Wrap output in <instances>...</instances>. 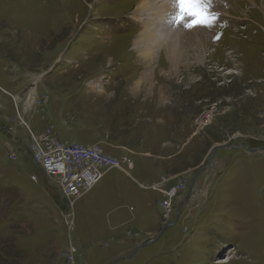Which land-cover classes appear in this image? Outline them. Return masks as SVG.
I'll return each instance as SVG.
<instances>
[{"label": "rangeland", "instance_id": "rangeland-1", "mask_svg": "<svg viewBox=\"0 0 264 264\" xmlns=\"http://www.w3.org/2000/svg\"><path fill=\"white\" fill-rule=\"evenodd\" d=\"M139 2L0 0V264H109L144 244L118 264H264V150L243 146L264 148V0H212L195 45L174 0ZM46 130L133 168L68 207L28 152Z\"/></svg>", "mask_w": 264, "mask_h": 264}, {"label": "built area", "instance_id": "built-area-1", "mask_svg": "<svg viewBox=\"0 0 264 264\" xmlns=\"http://www.w3.org/2000/svg\"><path fill=\"white\" fill-rule=\"evenodd\" d=\"M206 122L207 116L200 117L198 126L201 127ZM33 139L35 145L28 148L32 162L46 177L54 181L55 188L61 198L67 201L68 207L91 191L107 171L117 169L129 175L133 168L131 161H127L125 169L118 159L104 153L97 145L61 141L55 138L50 130ZM33 180L37 182L35 176ZM183 189L184 186L179 185L165 192V195L169 196L167 201L163 202L167 213L174 210L179 200L175 194ZM74 247H71L73 253L76 252Z\"/></svg>", "mask_w": 264, "mask_h": 264}, {"label": "snow or ice", "instance_id": "snow-or-ice-1", "mask_svg": "<svg viewBox=\"0 0 264 264\" xmlns=\"http://www.w3.org/2000/svg\"><path fill=\"white\" fill-rule=\"evenodd\" d=\"M212 0H174L177 12L175 22L183 23L186 29L197 26H210L216 20V15L210 11ZM219 39V37H215Z\"/></svg>", "mask_w": 264, "mask_h": 264}, {"label": "bare ground", "instance_id": "bare-ground-1", "mask_svg": "<svg viewBox=\"0 0 264 264\" xmlns=\"http://www.w3.org/2000/svg\"><path fill=\"white\" fill-rule=\"evenodd\" d=\"M155 0H140L138 7H136V12L138 11V8L140 7V13H143L144 11H149L152 10L153 6L155 5L154 2ZM170 3V2H169ZM164 4V3H163ZM175 7V6H174ZM198 30L196 28H192L190 31L186 32V36L189 40V44H199L201 43L199 34H198ZM139 38L134 39V43H135V47H137L140 43L141 40H138ZM165 41V40H164ZM163 41V42H164ZM166 44H165V54L166 57L170 60H172V62L176 61L178 59V57L181 56V52H179V50H176V46L174 44L171 45L172 40H166ZM156 49L157 50L159 48L160 43L158 44V41H156ZM195 45V44H194ZM154 50V53H155ZM153 52V48H149V49H145L143 51V56L146 59H150V61H148L149 63H151V61L154 59V55H152ZM202 58L199 60L201 62ZM38 80V79H37ZM34 85H36V81L34 82ZM35 100V88H32L28 94V99H27V108H30L31 105H33ZM18 118L20 119L19 115ZM21 120V119H20Z\"/></svg>", "mask_w": 264, "mask_h": 264}, {"label": "water", "instance_id": "water-1", "mask_svg": "<svg viewBox=\"0 0 264 264\" xmlns=\"http://www.w3.org/2000/svg\"><path fill=\"white\" fill-rule=\"evenodd\" d=\"M243 146H244L246 149H248L250 152H253V153L258 152V151H260V150H264V148H261V149H250L249 146H248L247 144H244ZM220 147L223 148V146H220ZM215 149H216V147H213V148L211 149V152H210V158H211V159H212V157H213V155H214V151H215ZM188 199H189V196H186L182 201L180 200L179 202H177V203L175 204L176 217H178V215H179V213H180V210L183 208L184 203H185L186 201H188ZM166 226H172V223H170V224H168V225H166ZM142 246H145V244H144V245H140V246L136 249V251L133 252L131 255H129V256H127V257H121V258H118V259L114 260L113 262H111V263H109V264H118V263L121 262V261L133 259V258L135 257V255H136V253L138 252V250H139L140 248H142Z\"/></svg>", "mask_w": 264, "mask_h": 264}]
</instances>
